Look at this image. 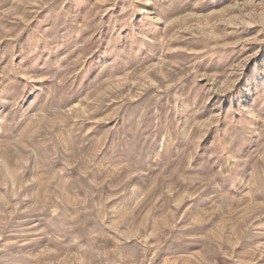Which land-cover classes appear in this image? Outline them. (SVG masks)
Segmentation results:
<instances>
[{"label":"rangeland","instance_id":"374dc122","mask_svg":"<svg viewBox=\"0 0 264 264\" xmlns=\"http://www.w3.org/2000/svg\"><path fill=\"white\" fill-rule=\"evenodd\" d=\"M0 264H264V0H0Z\"/></svg>","mask_w":264,"mask_h":264}]
</instances>
